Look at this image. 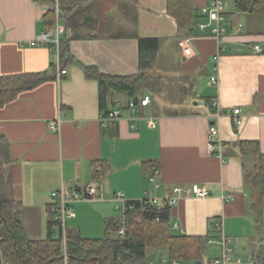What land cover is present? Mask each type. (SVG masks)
Segmentation results:
<instances>
[{
  "label": "crops",
  "instance_id": "0c3cea01",
  "mask_svg": "<svg viewBox=\"0 0 264 264\" xmlns=\"http://www.w3.org/2000/svg\"><path fill=\"white\" fill-rule=\"evenodd\" d=\"M67 1H79V23L73 31L78 38L68 43L73 59L104 74L134 75L140 71L138 41L131 34L136 30L139 37L159 40L145 72L158 76L160 86L152 91L156 96L148 91L137 95L138 101L145 95L151 100L147 105L137 102L133 109L129 103L136 96L110 90L105 108L118 111L119 117L101 122L98 82L86 78L82 65L73 60L60 64L51 47L29 45L45 29L44 15L53 4L0 0V75L44 72L50 76L0 108V133L9 143L11 158L7 191L20 202L27 236L44 238L47 205L53 202L52 192L62 187H97L95 198L73 203L76 216L69 218L70 225L80 231L89 215L97 222L115 216L112 197L117 191L127 200L163 199L173 194L176 185L204 184L209 196L182 197L171 207L173 230L194 236L220 235L215 224L222 221L223 234L230 239L233 255L241 258L240 264H254L258 250L264 264V199L254 192L247 194L243 179V167L256 164L258 158L244 156L239 147L241 140H257L264 153V17L237 9L232 0L226 8L225 48L219 49L210 28L197 26L206 21L199 7L210 0H191L199 18L189 34L179 30L167 0H136L132 12L131 0ZM132 16L137 17L136 28L130 23ZM183 37L191 38L190 56H184L178 46ZM58 69L66 73L57 77ZM213 74L217 85L208 83ZM172 85L184 94L178 101L166 97ZM195 98L206 107L196 110ZM215 105L224 110L218 118ZM234 108L240 110V125L233 121ZM150 118L155 127L147 124ZM53 121L59 122L56 130L49 129ZM211 121L221 156L208 148ZM146 161L159 169L157 188L145 175ZM228 192L234 198L226 201L223 196ZM253 202L262 208L260 230L250 209ZM207 247L214 251L207 258L211 264L221 250L216 243Z\"/></svg>",
  "mask_w": 264,
  "mask_h": 264
},
{
  "label": "trees",
  "instance_id": "16d2710c",
  "mask_svg": "<svg viewBox=\"0 0 264 264\" xmlns=\"http://www.w3.org/2000/svg\"><path fill=\"white\" fill-rule=\"evenodd\" d=\"M51 2L54 0H36ZM136 0H131L132 12ZM234 6L242 11L260 14L264 17V0H233ZM79 1L59 0V15L65 32L59 42V61L65 64L73 59L69 51V41L78 38L74 29L78 27L76 18ZM167 10L175 17L179 30L186 34L196 28L199 14L191 0H167ZM55 23V10L50 8L44 15L45 28ZM136 28L137 17L130 18ZM73 32V34H72ZM71 33V34H70ZM138 41L139 72L134 75H109L100 72L93 65H82L86 78L95 79L99 85V106L102 115L110 90L124 92L130 97L139 96L144 91H153L160 86V78L145 70L153 63L159 40L139 37L136 30L131 33ZM119 36H122L119 35ZM50 76L44 72H22L0 75V108L15 99L22 91L31 89ZM132 100L136 102L138 100ZM209 104H211L209 102ZM211 106V105H210ZM212 108V106H211ZM244 156H256L258 161L243 167L244 187L248 193H257L264 199V153L260 152L257 140H241L239 143ZM11 161L9 143L0 133V257L10 264H147V257L156 249H165L169 259L202 261L207 241L219 235L194 236L176 233L170 221L171 207L151 204L147 199L129 200L121 214L104 221L102 237H84L79 230L65 228L63 238L60 224L54 219L52 203L47 205L46 236L30 239L21 222L20 202L12 198L7 189L11 182L7 166ZM6 168V169H5ZM145 174L157 168L151 161L143 163ZM96 175V170L94 171ZM255 227H262V208L255 202L250 205ZM124 233H119L120 230ZM64 239V243H63ZM254 264H262V252L253 255Z\"/></svg>",
  "mask_w": 264,
  "mask_h": 264
},
{
  "label": "built area",
  "instance_id": "2783aa9c",
  "mask_svg": "<svg viewBox=\"0 0 264 264\" xmlns=\"http://www.w3.org/2000/svg\"><path fill=\"white\" fill-rule=\"evenodd\" d=\"M228 0H210L209 3L203 4L199 7V13L206 17V21L198 23L199 30H205L210 28L211 36L216 40L219 49H224L223 37L228 32V22L226 19V8ZM53 7L55 10V23L51 28H45L39 32L31 41L29 45H46L51 47L56 54L59 56V42L61 36L65 32V26L62 23L59 15V0H54ZM237 30H241V25L237 26ZM191 38L183 37L178 41V46L181 49V52L184 56L192 55V49L190 45ZM256 50H259L258 46H255ZM215 61L218 60V54L213 56ZM214 71L217 72V65L214 66ZM65 69H58L57 77L62 74H65ZM218 78L216 74H213L209 77L208 83L210 85H217ZM138 100V99H137ZM150 97L148 95L140 98L139 101L132 102L130 101V108H134L135 105L140 103L141 105H147L150 102ZM216 104V103H215ZM214 116L218 118L223 114L224 110L219 106L215 105ZM239 108H234L231 112L233 114V121L236 125L242 123V119L238 116ZM118 111H110L107 115H101V122L106 120L118 119ZM147 124L150 127H155L153 119H148ZM59 127V122H51L49 124V129L56 130ZM218 146V148H217ZM208 148L209 150L217 153L218 156H221L220 152V142L217 135V130L214 124H211L208 130ZM217 151V152H216ZM148 181L151 182L156 188L159 186L157 177L159 175V169L153 168L147 171L145 174ZM98 193L97 187L93 184H88L85 187H72L71 189L60 188L52 192V210L55 212L54 219L60 224L62 229L63 238L65 236L66 228V219L74 218L76 216L73 203L79 200H90L96 197ZM172 195L166 196L163 199H158L157 197L144 198L151 204L164 206L169 205L170 207L178 204L182 197H196L203 198L210 195L209 189L204 184H193L189 187L176 185L172 188ZM234 198L233 193L228 192L223 199L226 201L232 200ZM113 205L116 209H121L124 211L125 208L131 206L128 204V201L123 192L117 191L112 197ZM215 228L220 232V235L216 239H209L207 244L216 243L221 250V254L218 257H214L211 260V264H240L241 258L235 256L232 253V248L230 247V239L225 237L223 234V223L222 221H217ZM119 233L123 234L124 230H120ZM64 243V239H63ZM155 259V257H154ZM154 259L147 264H155ZM166 261V258L163 259V262ZM171 264H180L179 260L170 259ZM0 264H10L7 260L0 257ZM186 264H197L196 262H187Z\"/></svg>",
  "mask_w": 264,
  "mask_h": 264
},
{
  "label": "rangeland",
  "instance_id": "374dc122",
  "mask_svg": "<svg viewBox=\"0 0 264 264\" xmlns=\"http://www.w3.org/2000/svg\"><path fill=\"white\" fill-rule=\"evenodd\" d=\"M227 4H229L230 6L232 5V0H228ZM149 72H152L153 74H159L158 71H156L153 68H149L148 69ZM147 92V91H146ZM147 93H150L151 95L156 96V91L152 92V91H148ZM189 94V95H188ZM187 96H192L190 93H188ZM184 96V94L182 93L181 90L178 89V87L176 85H172L171 89L169 90V93L166 94V97L170 100V98L174 101H178L177 99L179 97ZM155 99V98H154ZM166 99V98H165ZM194 102H197V104L195 105L196 110H201L204 107H206L205 102L203 100L200 99H192ZM6 169V168H5ZM115 216L119 215L122 213L121 209H115ZM76 213V212H75ZM99 221V220H98ZM71 221L69 219H66V227L67 228H76L75 226H71L70 225ZM81 229H80V233L84 236V237H91V238H95V237H102L104 234V221L101 222H97L96 218L93 215H89L86 218H84V220L81 223ZM44 233V234H43ZM43 235L42 237L46 236L45 231L43 230ZM154 254H155V259H154V263L155 264H171L170 263V259L168 258L165 249H156L154 250ZM214 254V251L210 250L209 247L206 248L205 253H204V264H207V258H210L212 255ZM166 258V261L163 262V259ZM188 261H184V260H180L179 263L180 264H186ZM190 262V261H189Z\"/></svg>",
  "mask_w": 264,
  "mask_h": 264
},
{
  "label": "water",
  "instance_id": "95a60500",
  "mask_svg": "<svg viewBox=\"0 0 264 264\" xmlns=\"http://www.w3.org/2000/svg\"><path fill=\"white\" fill-rule=\"evenodd\" d=\"M134 100H136V98H134ZM214 122L211 121L210 124H213ZM155 254L154 253H150L147 257V263H150L153 259H154ZM197 264H201V261H197Z\"/></svg>",
  "mask_w": 264,
  "mask_h": 264
}]
</instances>
